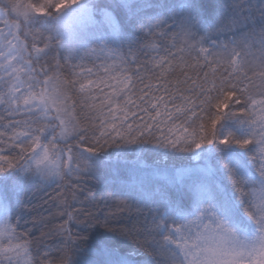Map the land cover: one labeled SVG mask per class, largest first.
<instances>
[{
    "label": "snow or ice",
    "instance_id": "snow-or-ice-1",
    "mask_svg": "<svg viewBox=\"0 0 264 264\" xmlns=\"http://www.w3.org/2000/svg\"><path fill=\"white\" fill-rule=\"evenodd\" d=\"M0 264H264V0H0Z\"/></svg>",
    "mask_w": 264,
    "mask_h": 264
}]
</instances>
